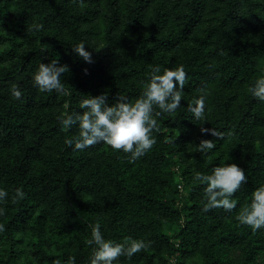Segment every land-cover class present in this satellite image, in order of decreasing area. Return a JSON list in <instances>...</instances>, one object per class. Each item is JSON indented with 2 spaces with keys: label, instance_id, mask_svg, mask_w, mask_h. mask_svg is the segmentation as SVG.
<instances>
[{
  "label": "trees",
  "instance_id": "16d2710c",
  "mask_svg": "<svg viewBox=\"0 0 264 264\" xmlns=\"http://www.w3.org/2000/svg\"><path fill=\"white\" fill-rule=\"evenodd\" d=\"M81 42L92 63L72 51ZM53 59L68 67L66 94L33 84ZM181 65V106L157 118L144 157L130 163L103 143L65 144L79 129H62L58 117L81 112L83 99L107 93L109 105L117 94L134 103L154 67ZM260 76L264 0H0V189L8 192L0 264H90L96 224L106 241L151 242L113 264H256L264 229L236 216L264 186V102L248 92ZM201 95L197 121L188 106ZM202 127L223 134L206 154L198 145L214 137ZM232 163L247 177L231 197L236 208L203 211L195 173ZM17 188L25 198L13 203Z\"/></svg>",
  "mask_w": 264,
  "mask_h": 264
},
{
  "label": "clouds",
  "instance_id": "9594fccd",
  "mask_svg": "<svg viewBox=\"0 0 264 264\" xmlns=\"http://www.w3.org/2000/svg\"><path fill=\"white\" fill-rule=\"evenodd\" d=\"M76 2V0H73ZM82 5L83 0H79ZM39 31L42 25H34ZM30 27L28 31H31ZM72 51L83 61L92 63V53L86 50L83 42L77 44ZM58 59L50 63H41L33 75V84L40 92H57L66 94L61 82L62 74L68 72L67 65H59ZM87 70H85L86 72ZM160 67L152 69L148 81L143 86L141 95L134 103L127 97L117 94L115 103L109 105L107 93L92 97L89 96L80 102L81 112H74L58 117L62 129L78 127L79 134L75 138L65 140L69 147L83 151L103 143L113 151L128 154L129 162L134 163L144 157L156 144L151 135L159 131L157 118L166 113L169 116L175 114L181 106L182 92L185 86L187 74L181 65L175 69H165L160 74ZM252 97L264 102V76L258 77L254 84L248 88ZM11 95L19 100L22 92L13 85ZM206 96L201 95L194 99L188 106L193 118L201 121L204 118ZM158 109V110H157ZM202 133H210L214 139L201 140L198 150L206 154L216 145V139H223V134L214 129L201 128ZM194 179L201 182L204 187L206 203L203 211L223 209L231 212L236 208V202L231 197L239 190L242 184L247 182L244 171L236 164L217 166L211 170V174L195 173ZM8 192L0 189V201L6 200ZM25 198L22 189L17 188L12 202L17 203ZM5 210L0 208V215ZM236 220L253 231L264 229V186L255 189L248 206L243 207ZM0 231H4V225H0ZM89 246L95 245L90 264H113L121 256L131 259L135 254L148 249L151 242L144 240L125 238L122 243L106 241L100 231V225L92 227L91 238L87 240ZM54 264H60L57 260ZM66 264H75V258H70Z\"/></svg>",
  "mask_w": 264,
  "mask_h": 264
},
{
  "label": "rangeland",
  "instance_id": "374dc122",
  "mask_svg": "<svg viewBox=\"0 0 264 264\" xmlns=\"http://www.w3.org/2000/svg\"><path fill=\"white\" fill-rule=\"evenodd\" d=\"M256 264H264V249H262L257 255V263Z\"/></svg>",
  "mask_w": 264,
  "mask_h": 264
}]
</instances>
